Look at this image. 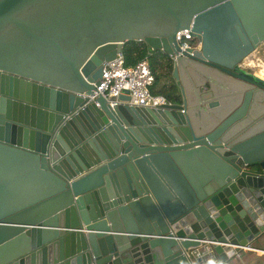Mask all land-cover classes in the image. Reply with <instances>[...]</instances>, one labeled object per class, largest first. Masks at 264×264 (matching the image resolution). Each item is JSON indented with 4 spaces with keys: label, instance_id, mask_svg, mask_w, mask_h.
Returning a JSON list of instances; mask_svg holds the SVG:
<instances>
[{
    "label": "water",
    "instance_id": "obj_1",
    "mask_svg": "<svg viewBox=\"0 0 264 264\" xmlns=\"http://www.w3.org/2000/svg\"><path fill=\"white\" fill-rule=\"evenodd\" d=\"M190 28L199 47L181 49ZM127 40L176 100L93 98ZM264 0H0V264L221 263L264 238Z\"/></svg>",
    "mask_w": 264,
    "mask_h": 264
},
{
    "label": "built area",
    "instance_id": "obj_2",
    "mask_svg": "<svg viewBox=\"0 0 264 264\" xmlns=\"http://www.w3.org/2000/svg\"><path fill=\"white\" fill-rule=\"evenodd\" d=\"M176 39L181 49L195 48L200 45V41L192 34L190 28L178 30ZM153 81L154 75L147 56L128 65L125 63L122 51L103 63L98 84L95 85L91 98L100 93L113 105L120 94H126L130 104L156 107L171 103V100L163 93L151 91L150 86ZM212 243V241H202L199 245L189 248L190 256L195 264H219L220 259ZM256 253L264 255V249L256 248ZM239 254L240 251L234 255L239 256Z\"/></svg>",
    "mask_w": 264,
    "mask_h": 264
},
{
    "label": "trees",
    "instance_id": "obj_3",
    "mask_svg": "<svg viewBox=\"0 0 264 264\" xmlns=\"http://www.w3.org/2000/svg\"><path fill=\"white\" fill-rule=\"evenodd\" d=\"M123 54L125 57V63L128 65L131 63H134L136 60L140 58H143L146 56L149 57L152 55L154 58V64H150V67L154 75V81L159 76L157 72V68H159L160 72L162 71L161 72L162 74H166L170 76L171 63H170V58L168 57V55L164 52H161V50H150L148 45L144 41L127 40L123 45ZM151 86H150V89L153 93H163L170 100L176 97V91L172 89L173 87L172 82L168 84H164L162 88L159 90L152 89ZM225 263H221V261H219V264H225Z\"/></svg>",
    "mask_w": 264,
    "mask_h": 264
},
{
    "label": "crops",
    "instance_id": "obj_4",
    "mask_svg": "<svg viewBox=\"0 0 264 264\" xmlns=\"http://www.w3.org/2000/svg\"><path fill=\"white\" fill-rule=\"evenodd\" d=\"M150 49V48H149ZM152 50V49H150ZM161 52H163L161 50ZM165 53V52H164ZM156 54V53H155ZM148 57V56H147ZM133 64V63H131ZM130 65V64H129ZM243 65H245V67H247L249 70L251 71H254V72H257L255 69H250V68H253V65L251 63H248L247 62H244L243 61ZM258 70L259 69H264L263 67L262 68H257ZM260 70V71H261ZM162 72V71H161ZM257 74V73H256ZM263 78V75L260 76ZM172 82V78H171V75L168 76L166 74H162L161 73V83L159 84V87L156 88V89H161L162 86L164 84H168ZM171 101H174V99L172 98ZM254 247H251V248H245V249H242L240 251V254L239 256H233V258H231L230 260H228L226 262V264H264V255H258L256 253V248H259V249H264V238L263 239H260V240H257L255 241L253 244H252Z\"/></svg>",
    "mask_w": 264,
    "mask_h": 264
},
{
    "label": "rangeland",
    "instance_id": "obj_5",
    "mask_svg": "<svg viewBox=\"0 0 264 264\" xmlns=\"http://www.w3.org/2000/svg\"><path fill=\"white\" fill-rule=\"evenodd\" d=\"M151 56L148 57L149 63L154 64V58L153 56L152 57ZM243 61L247 63L249 61V63L253 65V68H250V69H255L257 71L258 70L257 68H262V67L264 68V41H262L258 45V47L253 52H251ZM157 72L159 76L152 84L151 86L152 89L158 88L159 84L161 83V72L159 68H157ZM174 100H176V97L174 98Z\"/></svg>",
    "mask_w": 264,
    "mask_h": 264
},
{
    "label": "bare ground",
    "instance_id": "obj_6",
    "mask_svg": "<svg viewBox=\"0 0 264 264\" xmlns=\"http://www.w3.org/2000/svg\"><path fill=\"white\" fill-rule=\"evenodd\" d=\"M261 69H259V70H257V75H259V76H262L263 75V78H264V69H262L261 71H260Z\"/></svg>",
    "mask_w": 264,
    "mask_h": 264
}]
</instances>
